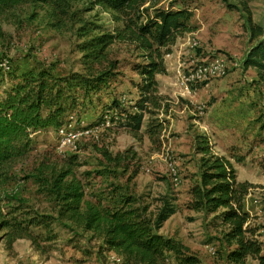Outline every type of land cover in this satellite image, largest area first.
Returning <instances> with one entry per match:
<instances>
[{
	"label": "rangeland",
	"instance_id": "obj_1",
	"mask_svg": "<svg viewBox=\"0 0 264 264\" xmlns=\"http://www.w3.org/2000/svg\"><path fill=\"white\" fill-rule=\"evenodd\" d=\"M145 8L150 15L158 9L187 8L192 13L188 23L195 26L191 32L199 34L204 42H219L223 46L242 40L249 30L248 18L264 28V0H150ZM83 25L91 30L86 35L80 31ZM121 27L122 22L113 19L110 11L93 6L91 0L72 1L68 16L61 20L38 2H23L1 12L0 97L30 71L48 69L56 77L83 72L81 44L100 30ZM199 46L198 42L196 51L201 49ZM218 53L230 55L216 48L206 55ZM139 54L132 45L113 43L108 55L118 62L116 77L96 91L77 92L76 106L65 121L72 115L73 126L80 127V122H84L97 128L95 132L81 136L75 144L62 146L57 129L36 130L31 134L33 141L26 155L0 168V264H127L91 232L58 219V207L45 178L49 176L48 168L67 165L85 183L86 199L99 201L103 206L118 205L121 198L129 196L154 211L160 196H171L176 212L160 233L187 246L188 254L195 255L200 264H229L227 254L235 245L224 237L228 227L221 223V211L205 213L187 207L189 188L201 171L197 136L204 135L213 152H226L236 171L254 182L249 197L254 208L264 204V113L258 112L253 124H249L253 130L246 138V150L234 140L214 138L210 130L186 129L182 123L172 125L169 119L160 121L154 111L146 115L140 137L124 133L120 125L110 130L109 136L108 130L101 127V116L112 100L120 96L121 85L131 87L139 82V74L132 70L133 64L144 61ZM258 83V79L251 81V85ZM216 99L211 96L205 106ZM102 145L112 153L132 148L137 156L129 162V168H116L104 162L95 150ZM72 157L74 161H70ZM260 208L253 210L252 226L260 229L257 238L264 252V205ZM39 218H45L48 227L33 222ZM27 232L35 242L24 236ZM166 264L184 263L168 254ZM247 264L260 263L249 258Z\"/></svg>",
	"mask_w": 264,
	"mask_h": 264
},
{
	"label": "trees",
	"instance_id": "obj_2",
	"mask_svg": "<svg viewBox=\"0 0 264 264\" xmlns=\"http://www.w3.org/2000/svg\"><path fill=\"white\" fill-rule=\"evenodd\" d=\"M27 1L46 5L52 16L61 20L68 16L71 2L75 0H0V13ZM149 1L91 0L93 6L110 11L113 19L122 22V27L100 30L81 44L84 71L62 77L54 76L48 69L36 73L30 71L0 97V168L26 155L33 141L32 132L49 127L58 130L75 108L78 91H96L101 84L116 77L118 62L108 55V48L115 42L132 45L144 59L132 65V70L141 79L135 83L141 97L136 110L129 112L127 121L120 125L140 137L144 116L149 112V106L156 104V75L167 73L165 56L172 52L179 37L195 29L188 23L192 17L189 9H158L150 15L145 8ZM248 24L249 39L254 44L242 66L254 68L258 81L264 85V28L251 18H248ZM80 31L86 35L91 30L83 25ZM117 104L114 99L109 107ZM197 138L196 150L202 154L201 171L189 188L187 207L205 213L221 211V223L228 227L224 237L235 245L227 254L229 264H247L249 258L264 264L262 244L256 236L259 228L252 226L254 216L244 208V198L252 184L239 182L230 159L213 152L204 135ZM131 149L112 153L104 145L95 147L108 165L116 168L123 165L126 169L137 156ZM74 159L72 157L70 161ZM48 169L49 176L45 180L58 207V219L91 232L106 249L122 256L127 264H166L168 254L184 264H200L195 255L188 254L190 249L187 246L160 233L164 223L176 212L171 196H160V203L154 211L139 203L138 198L129 196L121 198L118 205L103 206L99 201L86 199L85 183L70 165ZM33 222L48 227L45 218ZM24 236L35 242L30 232ZM36 249L41 250L40 247Z\"/></svg>",
	"mask_w": 264,
	"mask_h": 264
},
{
	"label": "crops",
	"instance_id": "obj_3",
	"mask_svg": "<svg viewBox=\"0 0 264 264\" xmlns=\"http://www.w3.org/2000/svg\"><path fill=\"white\" fill-rule=\"evenodd\" d=\"M198 35L194 32L185 33L176 40L172 52L165 56L167 73L156 75L158 84L157 91L154 93L156 104L149 106V112L145 114L144 119L146 115H151V112L154 111L160 121L169 119L172 125L179 126L182 123L186 126V129L210 130L214 138L234 140V142H239V147L246 150V138L253 130V127L249 128V124H253L258 112L264 113V85L261 83H258L257 86L251 85L252 80L258 79L256 70L251 67L244 68L243 66L235 68L225 77L214 79L199 89L188 92L178 83L177 69L182 64L188 65L193 61L208 57L206 53H211L215 48L225 50L230 53V56L242 63L247 52L254 44V42L250 43L249 41L250 32L246 30L241 37L242 40L234 45L227 43L224 46L219 42H208L206 40L204 42L200 40ZM195 39L198 40L199 47H201L197 51L191 47L192 41H195ZM140 81L141 79H139ZM135 83H138V81H135ZM120 89L121 93L126 92L141 97L135 84L131 87L127 85L122 87L121 85ZM211 96L216 97V101L209 106H205ZM108 133L110 136V130H108ZM124 133L133 135L126 130ZM262 133L264 135V129ZM132 140L134 139L132 138ZM244 152L246 153V151ZM219 155L226 156V152L219 153ZM237 180L239 182L254 183L246 176L242 177L241 171L238 170ZM251 195L250 189L244 198V208L250 215L254 216L253 210H260V207H263L264 204L260 203L254 208L252 205L250 206L249 197ZM262 195H264V190ZM252 221L254 222L255 218ZM259 231L260 229H258L257 234Z\"/></svg>",
	"mask_w": 264,
	"mask_h": 264
},
{
	"label": "built area",
	"instance_id": "obj_4",
	"mask_svg": "<svg viewBox=\"0 0 264 264\" xmlns=\"http://www.w3.org/2000/svg\"><path fill=\"white\" fill-rule=\"evenodd\" d=\"M198 42L192 41L194 48ZM5 65V63H4ZM241 63L233 56L226 53H218L191 64H182L177 69L178 83L188 92L196 90L198 86L214 79L228 75L233 69L240 67ZM140 99L130 93L122 92L117 98V105L108 107L102 117V129L113 130L128 119V113L136 110V103ZM97 128L88 127L80 122V127L73 126V116L70 115L58 129L61 137V145L75 144L81 136L95 132ZM114 135V133H112ZM176 180V178H175Z\"/></svg>",
	"mask_w": 264,
	"mask_h": 264
}]
</instances>
